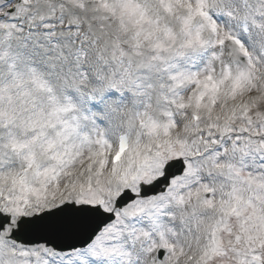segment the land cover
I'll list each match as a JSON object with an SVG mask.
<instances>
[{"label":"snow or ice","instance_id":"6c2138e0","mask_svg":"<svg viewBox=\"0 0 264 264\" xmlns=\"http://www.w3.org/2000/svg\"><path fill=\"white\" fill-rule=\"evenodd\" d=\"M252 2L169 0V11L186 8L189 40L211 49L212 65L186 81L163 123L142 124L147 140L85 149L65 132L13 139L28 171L10 178L16 161L0 153V264H90L101 254L123 264H264V174L229 156L244 139L264 148V0ZM37 148L51 163L40 166ZM146 214L152 231L129 227Z\"/></svg>","mask_w":264,"mask_h":264},{"label":"rangeland","instance_id":"374dc122","mask_svg":"<svg viewBox=\"0 0 264 264\" xmlns=\"http://www.w3.org/2000/svg\"><path fill=\"white\" fill-rule=\"evenodd\" d=\"M253 2L255 9L261 6V0ZM0 15L18 18L15 22L0 20V67L3 68L0 83L28 81L43 92L44 101L58 114L59 130L67 134L71 145L86 149L94 147L97 140L107 141L95 114L77 107L67 93L64 96L57 91V85L71 76L88 81L86 65L90 50L92 45L99 44L95 30L103 31L101 22L89 15V5L83 2L72 5L68 0H46L43 4L38 0H0ZM66 23L75 27L71 30L73 38L63 45L60 37ZM199 27V24L193 25L192 32ZM65 48H70L72 54L67 56ZM110 60L111 75L119 86L134 88L141 96L142 107L135 116L136 122L143 121L152 112L162 114L165 121L167 114L174 112V101L187 94L186 81L210 71L212 54L208 47L185 48L172 54H156L146 64L138 65L121 47L110 51ZM230 142L225 147H230ZM248 143L242 140L237 150L243 145L249 149ZM251 143L256 146L259 141ZM234 155L232 151L230 157ZM230 163L247 174H264L250 160L238 158ZM155 226L156 222L147 214L139 222L129 224L136 231L146 232ZM90 264H123V257L101 254L92 257Z\"/></svg>","mask_w":264,"mask_h":264},{"label":"clouds","instance_id":"9594fccd","mask_svg":"<svg viewBox=\"0 0 264 264\" xmlns=\"http://www.w3.org/2000/svg\"><path fill=\"white\" fill-rule=\"evenodd\" d=\"M45 2L46 0H38L41 4ZM68 2L72 5L80 2L88 4L89 15L101 22L103 31L95 30L101 52L107 53L123 47L129 59L142 65L156 54H172L179 49L194 48L192 45L195 41L190 42L186 33L185 18L188 16L186 8L172 4V10L169 11L167 7L169 0H68ZM131 10H136L142 15V22H137V18L129 15ZM199 23V18L192 19L191 28ZM201 38L211 39V34L205 31L201 33ZM2 73L3 68L0 67V74ZM60 90L61 85H57V91ZM124 115L127 117L128 113ZM150 121L164 122L159 112L150 113L143 121L133 124L130 143H135L138 137L148 139L147 131L142 124ZM33 123H36L35 127L31 126ZM58 125V114L44 101L43 92L34 88L31 82L0 83V153L7 152L16 161L15 167L9 169L10 178L20 177L28 171L23 155L13 149V139L24 142L41 132L48 138L56 139L57 134L61 132ZM183 135L182 129L175 133L176 137ZM66 143L71 145L68 140ZM36 152L41 167L51 163L49 153L41 152L39 148Z\"/></svg>","mask_w":264,"mask_h":264}]
</instances>
